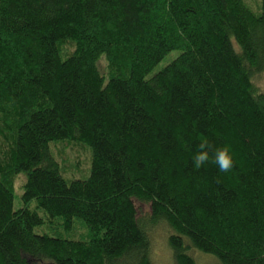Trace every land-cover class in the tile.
Returning <instances> with one entry per match:
<instances>
[{
  "label": "trees",
  "instance_id": "1",
  "mask_svg": "<svg viewBox=\"0 0 264 264\" xmlns=\"http://www.w3.org/2000/svg\"><path fill=\"white\" fill-rule=\"evenodd\" d=\"M258 73L264 0H0V264H153L158 221L177 264H264ZM56 141L89 148L84 178L63 177Z\"/></svg>",
  "mask_w": 264,
  "mask_h": 264
},
{
  "label": "rangeland",
  "instance_id": "2",
  "mask_svg": "<svg viewBox=\"0 0 264 264\" xmlns=\"http://www.w3.org/2000/svg\"><path fill=\"white\" fill-rule=\"evenodd\" d=\"M260 0H244V3L250 8L253 13L259 12ZM176 50H171L166 53L146 74L148 78L176 55ZM97 68L100 73L105 72V60L102 57L97 61ZM253 84L258 90L264 89V74L258 73L253 76ZM51 144L52 157L57 162L60 173L66 179L84 178L89 170L90 165V150L88 147L80 144L56 141ZM23 175L18 174L14 180L13 186V208L19 206V194L21 193L20 185L23 181ZM136 209L139 210L140 216H146L147 208L143 204L134 203ZM149 240H150V259L153 264H177L173 258L172 251L168 245V236L171 230L162 221L148 223ZM190 256L193 259V264H220L219 260L212 254L203 253L195 249H189ZM37 264H51L49 261L41 260Z\"/></svg>",
  "mask_w": 264,
  "mask_h": 264
},
{
  "label": "clouds",
  "instance_id": "3",
  "mask_svg": "<svg viewBox=\"0 0 264 264\" xmlns=\"http://www.w3.org/2000/svg\"><path fill=\"white\" fill-rule=\"evenodd\" d=\"M198 147L199 151L193 158V166L196 169H199L209 160L208 149H210L212 146L205 139L200 142ZM213 157L214 158L212 162L218 166L220 171L227 172L233 168V158L228 145L215 149L213 152Z\"/></svg>",
  "mask_w": 264,
  "mask_h": 264
}]
</instances>
